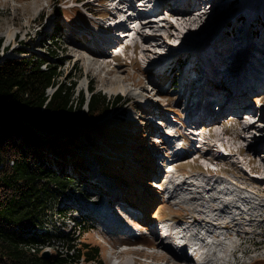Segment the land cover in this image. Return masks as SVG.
Masks as SVG:
<instances>
[{"label": "rangeland", "instance_id": "374dc122", "mask_svg": "<svg viewBox=\"0 0 264 264\" xmlns=\"http://www.w3.org/2000/svg\"><path fill=\"white\" fill-rule=\"evenodd\" d=\"M176 1L84 0L79 3L75 0H0L3 59L26 56L27 59L46 60L64 75V84L72 83L76 96L84 93L89 101L94 91L114 102L96 127L88 125L81 129L83 133L75 138L77 147L74 152L67 151L63 158L53 153L48 157L57 169L59 165L63 166L67 178H75L73 187L61 197L60 203L69 217L73 215L77 219L78 225L73 231L86 229L88 232L83 237L80 234V241L98 247L102 253V263L84 261L80 264H247L254 258L264 260V246L250 255V246L246 245L248 236L241 239L226 237L227 241L233 239L242 244L241 249L229 251L212 233L204 234L198 238L200 248L197 249L191 243L192 235L176 231L172 225L175 223L188 228L192 213L186 204V196H193L192 200L195 198L201 202L208 200L212 195L208 191L219 182H223L231 194H239L236 184H243L249 188L246 191L249 193L245 194L264 207V141L259 146H251L253 135L264 137V99L257 97L262 91L253 92L247 101V106L255 110L242 111L244 116L241 120L229 117L232 115L230 112L217 117L216 127L211 132L205 128L206 123H197L190 115L199 96L196 92L192 95V79L188 75V68L194 64L190 61L196 59L200 64L203 58L205 67L208 64L205 59L209 58L207 72L223 68L220 78L240 75L245 54L249 51L254 55L258 45L264 46V0H201V7L190 13L193 17L197 18L212 5L221 10L197 24L185 23L181 18L182 12H173ZM118 2L120 7L114 8ZM132 2L137 4L136 11L150 12L142 20L153 21L156 31L147 30L140 24L133 25L127 19L134 12ZM107 9L113 13L104 18L98 16ZM120 19H124L123 24H119ZM119 25L122 26L116 29ZM114 31L118 33L115 45L102 46ZM254 31L255 38L252 39ZM148 33L151 38L160 40L150 39L146 43L155 45H149L142 52L140 44ZM234 33L237 38L233 39V44L231 38ZM125 36H128L127 40L115 50L116 42ZM134 38L139 41L137 47L140 49L136 51L133 45L125 49L129 43H134ZM217 38L216 53L202 55L208 44ZM76 39L86 40V44H77ZM98 46H102L106 53H88V48L100 50ZM217 50L224 53L222 60L219 59L221 64L212 63L214 57L218 59ZM145 52L148 55H144ZM258 62L255 60L256 64ZM102 64L106 67L101 68ZM250 64L244 65L248 81L251 79L248 74L254 71ZM212 79L219 83L218 78ZM53 91L50 89L49 93ZM216 101L214 99L211 104ZM214 107L213 112L218 114L220 111L216 105ZM84 108L88 111L87 105ZM227 117L228 121L221 122ZM191 125L196 129L195 139L185 134L190 133ZM171 129L173 137H169ZM240 132L245 135L241 142L236 140ZM240 147L245 151L241 153ZM256 156L259 171H254L250 164ZM209 169L215 174H211ZM156 172L163 176L155 177ZM173 193L180 196L178 204L175 200L170 201ZM121 198L126 201H121ZM107 199L112 200L109 205L112 212L108 218L113 216L121 220L130 232L129 238L123 233L108 235L106 228L91 216L90 213L94 212L91 208L104 206ZM257 207L261 209L258 204ZM229 209L234 216L236 209L232 204H229ZM258 213L264 214V211L259 210ZM69 217L65 223L66 231L74 226ZM174 218L176 221H171ZM165 232L172 233L169 241L163 237ZM135 238L139 240L137 244L144 240L156 246H124V242H133ZM256 240H260L259 235ZM45 250L51 256L61 249L47 247ZM193 254L197 255L193 257ZM209 259L220 261L212 263Z\"/></svg>", "mask_w": 264, "mask_h": 264}, {"label": "trees", "instance_id": "16d2710c", "mask_svg": "<svg viewBox=\"0 0 264 264\" xmlns=\"http://www.w3.org/2000/svg\"><path fill=\"white\" fill-rule=\"evenodd\" d=\"M1 50L0 42V264L102 263L100 249L80 241L88 231L74 232L76 217L60 207L75 178L48 157L74 152L81 129L96 127L114 102L94 91L89 101L76 96L58 67L3 59ZM68 217L74 226L66 231ZM47 247L61 250L45 257Z\"/></svg>", "mask_w": 264, "mask_h": 264}, {"label": "bare ground", "instance_id": "6f19581e", "mask_svg": "<svg viewBox=\"0 0 264 264\" xmlns=\"http://www.w3.org/2000/svg\"><path fill=\"white\" fill-rule=\"evenodd\" d=\"M115 1H117V0H115ZM200 1L201 0H177L176 1V7H173V12H175V11L182 12L183 16L181 18L185 23L190 22V24H197V23H200V21H207L208 16L211 13H215V12L221 10L219 8H213V5H212L209 9H207L206 11H202L201 14L197 18H195L192 16L193 13H192V15H190V13L192 11H196L198 7H201ZM87 5L88 4H86V6ZM120 5L121 4L118 2L116 4V8L120 7ZM136 6H137V4H134L132 2L131 8L134 10V12L127 19L128 20L130 19L131 23L133 25H138V24L143 25L144 28L145 27L147 28V30L148 29H150V30L155 29L156 26L154 25L153 21H151L150 19H148V20L143 19L144 21L142 20V18L145 17V15L149 14L150 12L147 11V14L138 12V11H136L137 10ZM110 7H112V6H110ZM158 8L159 7H157V9ZM157 9L155 11H157ZM112 13H113V11L111 9L110 10L107 9L104 12H100L98 14V16H102L104 18V17H106ZM180 15H181V13H180ZM169 17H171V16H169ZM167 18H165V19H167ZM114 22L116 23L117 21H114ZM123 22H124V19L123 20L121 19L119 24H123ZM168 23H169V21H168ZM228 24L231 28H234L233 24H230V23H228ZM172 25H173V23L170 24V28ZM121 26L122 25H119L116 29H118ZM261 27H263V26H261ZM157 29H159V28H157ZM162 30H164V29H162ZM155 31H156V29H155ZM228 31H229V29H228ZM255 31L253 32L252 39L255 38L254 37ZM100 33L102 34V31ZM105 33H107V32H105ZM139 33H141V32L139 31ZM149 33L147 34L146 38H144L142 40L143 42L140 44V46H142V52H144L145 49L149 45L154 44L152 42H149L150 44L146 43L150 39L153 40L155 38V37L151 38ZM117 34L118 33H116L114 31V33L110 34L113 37L107 36L106 41L102 42V46L103 45L104 46L115 45L114 41L116 39ZM129 34H131V33H129ZM165 34H166V32L163 35L165 36ZM125 35H128V34L125 33ZM234 35H235V33L232 34L233 37L231 38L233 44H234L233 39L237 38ZM168 36H171V35L169 34ZM127 38H128V36H125V38L120 40V41L116 40L117 41L116 45H118V46L115 47V50H117L120 46H122V44H124V41L127 40ZM161 39H162V37H161ZM223 39L224 38H222V39L220 38V40H223ZM225 39H227V38H225ZM257 39L260 40L261 37L257 38ZM154 40L156 41V40H160V39L155 38ZM165 40L167 41V38ZM76 42H77V44L82 43L81 45L86 44V40L83 41L82 39H76ZM133 42H134L133 48L136 51H137V49H140V46L137 47V44L139 42V41H137V38L134 39ZM218 42H219V39L217 38L212 43H209L207 49H205V52L202 55H214L216 53L215 50L217 49V48H215V46L217 45ZM143 43H145V44L142 45ZM222 44L226 45L224 43V41H222ZM102 46H98V47H100V50L98 48H94V49L91 48V50L88 48V53L93 54V53H98L100 51V53H101L100 55H103L106 53V51L101 49V48H103ZM129 48H130L129 45H127L125 47V49H129ZM209 49L212 51L211 53L206 52V50H209ZM148 53H149V51H148ZM148 53L145 52L143 54L148 55ZM217 53H218L217 54L218 59L216 57H214L212 59V63H214V64L220 63L221 64L220 60H222L221 58H222V55H224V53L220 50H217ZM254 55H250V52L248 51V53L245 54V58L242 62L243 65L240 68V71H241L240 75L237 73L236 74L237 76H230V78H226V79L220 78V76H221L220 74L223 70V68H221L220 66H217V67H219L218 69L221 68L218 71H215L213 73L207 72V67L209 66L208 64H210L209 58L205 59V60H207L206 63H208L207 67L204 66V58H203L202 62H200V64H198V61L196 59L194 61H190V62H194V64L190 68H188V75L192 79V86H193L192 95L194 92H196L197 95L199 96L198 99L196 98L195 107L193 108L192 112H190V115L192 116L194 121H196L197 123H202V122L206 123L207 126H205V128L208 129L209 131L213 132V130L216 127L215 124L217 122V117L221 118L223 116H226L227 113L230 112L232 115H230L229 117H234L237 120H241L244 116L242 114L243 113L242 111H248V110L253 111V110H255L254 108L247 106V101L252 97L253 92L255 93L258 91H262L260 94L257 95L259 100L264 99V93H263V91H264V62H263L264 61V58H263L264 57V46L261 48L258 45L254 49ZM151 57L152 56H150V58ZM155 57L157 58V56H155ZM246 59H247V61H246ZM255 60L259 61L258 64L255 63ZM250 61L252 62V64H250ZM247 62L251 65V68L254 70L251 74H248L251 76V79L249 81H248L249 77L247 76V71L244 67L245 64L249 65ZM102 63H103V60H102ZM104 63L106 64L109 62L104 61ZM105 64H102L101 68L106 67ZM222 66H223V64H222ZM200 73H202L201 76H200ZM203 74H205V78H203ZM212 78H218L219 83L214 82ZM233 81H235V82H233ZM195 82H197V84L199 83L200 87H197ZM109 83H111V82H109ZM220 85H222V86L220 87ZM211 96H214L213 100L210 99ZM214 99L217 100L216 103L211 104V103H213ZM242 104H243V108H241ZM214 105H216L218 111H220L218 114L213 112V109L216 108V107H214ZM229 117L222 119L221 122L228 121ZM164 120L167 121L166 118ZM193 124L195 125V123H193ZM224 124H226V123H224ZM249 124H251V123H249ZM194 130H196V129L193 127V125H191V129L189 131L191 133H194ZM171 131L173 132L172 129H171ZM227 131L229 132V129H227ZM172 132L170 133V135H172ZM196 136H197V134L195 133V135L193 136L194 139ZM244 136L245 135H243V132H240L239 134H237L236 140L241 142L242 139L244 138ZM252 138L254 140V142L251 145L252 147L253 146H259L262 144V141H264V137L261 138L260 136L253 135ZM239 151L242 153L245 151V148L240 147ZM257 156L250 160V164H251L252 168L254 169V171L260 170V165L258 163ZM209 171L211 174H213V175L215 174L214 170L211 171L209 169ZM154 176L155 177H161L163 175L161 172H156L154 174ZM258 182H255V184L260 188V185ZM236 186L240 190V193L239 194H231L230 192H228L227 186L223 182L216 183V184H214V186H212V189L210 191H208L209 193H212V195H210L208 200H204L203 202L197 201L195 198L192 200L193 196L187 197L185 195L186 196V204L188 205L190 213H192V220L188 221V222H191V223H189L188 228L180 227L179 225L172 223V225L175 226L176 231H179L182 233H185L184 231H186L188 234L192 235L193 239H192L191 243H193V245L197 249L200 248L199 244H198V242H200V240L198 241L199 236H202V235L208 234V233H212L214 236L217 237V239H220V245L229 251L230 250H233V251L239 250V249H241V245H242L240 242H238V240H233V239H231L229 241L226 240V237L232 238V236H235V237L240 238V239L248 236V241L246 242V245L250 246L249 247L250 255H252V253H254V252H257L259 249L262 250L263 246H264V232H263V230H264V214H261L258 212H259V210L264 211V207L261 206L259 203H257L258 201L255 198H253L250 195H246L247 193H249V192L246 193V191L249 190L248 187L244 186L243 184L242 185L236 184ZM171 187H172V185L168 187L167 193H169ZM179 198H180V196H178L177 193H173L171 195L170 201L175 200V202L178 204L180 202ZM108 199L106 202H104V204H105L104 206L102 204L96 208L95 207L91 208L94 210V212L90 213L91 216L98 222V224L101 227L106 228L105 232L108 235L114 236V235H118V234L123 233L124 237L129 238L130 232L127 230V226L121 220L119 221L116 218H114L113 216L108 218L109 212H112V209H110V206H109L110 202L112 200H108ZM120 200L126 201L123 198H121ZM100 201H102L101 197H100ZM229 204H232L233 208L236 209V214L234 216H231ZM257 204L261 207V209H259L257 207ZM257 214H259V215H257ZM167 218H169V217H167ZM160 219H162V218L160 217ZM257 219H260V222H256ZM171 221L175 222L176 219L175 218L171 219ZM238 221H241V225H238ZM259 228H263V230L262 229L259 230ZM166 233L170 237L172 236L171 232H166ZM258 235L260 236L259 241L256 240V237ZM152 240H153V238H152ZM138 241L139 240L136 238L133 240V242H127L126 241V242H124V246H126V245H129V246H145V247L156 246L153 243L147 244L144 240H142L141 243L137 244ZM185 241H187V239ZM140 244H142V245H140ZM155 244H156V241H155ZM196 255L197 254H193V257H195ZM257 259L258 258H254L251 263H247V264H264V260H261V259L257 260ZM218 261H220V260L209 259V262H212V263H215ZM202 264H208V262H203ZM222 264H224V263L222 262Z\"/></svg>", "mask_w": 264, "mask_h": 264}, {"label": "water", "instance_id": "95a60500", "mask_svg": "<svg viewBox=\"0 0 264 264\" xmlns=\"http://www.w3.org/2000/svg\"><path fill=\"white\" fill-rule=\"evenodd\" d=\"M44 256H45V257H50V253H49L48 250H45V251H44Z\"/></svg>", "mask_w": 264, "mask_h": 264}]
</instances>
